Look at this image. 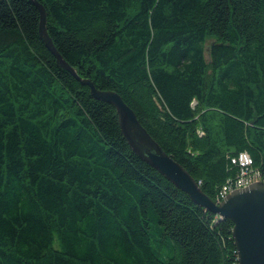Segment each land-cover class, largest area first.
I'll return each mask as SVG.
<instances>
[{
  "label": "trees",
  "instance_id": "obj_1",
  "mask_svg": "<svg viewBox=\"0 0 264 264\" xmlns=\"http://www.w3.org/2000/svg\"><path fill=\"white\" fill-rule=\"evenodd\" d=\"M35 1L66 63L215 204L239 153L264 181V0ZM38 26L0 0V264H237L232 222L131 151Z\"/></svg>",
  "mask_w": 264,
  "mask_h": 264
},
{
  "label": "water",
  "instance_id": "obj_2",
  "mask_svg": "<svg viewBox=\"0 0 264 264\" xmlns=\"http://www.w3.org/2000/svg\"><path fill=\"white\" fill-rule=\"evenodd\" d=\"M29 1L39 13V38L55 58L57 66L69 72L81 85L88 87L93 99L114 108L120 132L131 151L186 194L194 204L217 215L220 220L229 219L232 222L231 235L236 247L237 264H264V181L235 190L228 194L222 203L216 205L200 190L188 172L150 137L134 112L118 94L97 90L91 81L81 79L77 75L75 69L58 53L48 36L44 8L35 0Z\"/></svg>",
  "mask_w": 264,
  "mask_h": 264
},
{
  "label": "built area",
  "instance_id": "obj_3",
  "mask_svg": "<svg viewBox=\"0 0 264 264\" xmlns=\"http://www.w3.org/2000/svg\"><path fill=\"white\" fill-rule=\"evenodd\" d=\"M231 163L238 167V174L228 179L220 188L216 196L217 205L222 203L231 192L245 189L254 182L263 181L260 172L252 167V159L247 153H239Z\"/></svg>",
  "mask_w": 264,
  "mask_h": 264
}]
</instances>
